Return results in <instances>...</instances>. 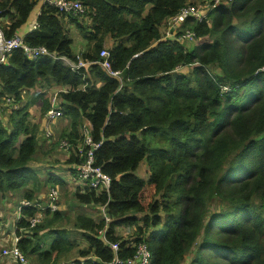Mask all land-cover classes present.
<instances>
[{
    "label": "trees",
    "instance_id": "obj_1",
    "mask_svg": "<svg viewBox=\"0 0 264 264\" xmlns=\"http://www.w3.org/2000/svg\"><path fill=\"white\" fill-rule=\"evenodd\" d=\"M81 1L86 13L80 17L43 5L32 30L38 0H0L7 38L32 22L27 45L46 46L76 63L80 56L64 25L93 43L81 55L91 62L86 68L72 70L47 57L33 62L19 49L0 65V192L24 190V199L34 200L41 191L33 169L40 129L30 109L40 101L42 118L50 108L48 91L63 86L59 109L69 127L58 129L60 141L73 145L66 165L75 187L72 166L83 160L76 148L85 122L101 143L97 166L113 180L110 193L76 189L80 204H107L111 222L77 214L74 227L88 246L70 263L112 262L110 243H119L124 261L144 244L150 264H264V0H231L203 22L187 20L184 27L197 42L192 49L163 40L162 29L196 0ZM108 40H114L112 70L122 72V80L96 63ZM39 85L45 93L26 102L23 92ZM9 98L16 110L7 108ZM142 162L147 180L136 174ZM43 181L67 185L54 171ZM150 191L154 197L146 200ZM23 214L35 210L25 207ZM64 218L57 212L35 228L16 220L18 247L31 264H58L74 250L67 230L56 227ZM124 226L136 229L138 238L123 239L117 230ZM51 233L57 237L47 248L41 237Z\"/></svg>",
    "mask_w": 264,
    "mask_h": 264
},
{
    "label": "built area",
    "instance_id": "obj_2",
    "mask_svg": "<svg viewBox=\"0 0 264 264\" xmlns=\"http://www.w3.org/2000/svg\"><path fill=\"white\" fill-rule=\"evenodd\" d=\"M41 6L50 5L58 9L60 13L72 15V16H83L86 13V8L81 0H38ZM231 0H198L202 4L197 3L188 4L184 6L177 14L168 18L162 29L163 40H176L183 45L191 44L196 42V37L193 30L185 28L184 25L187 20L193 18L198 22L206 20L209 13L217 8L220 4L230 2ZM0 19V65L6 64L9 60L10 55L14 50H22L25 57L30 61H37L42 58H51L55 61L61 62L64 66L71 67L72 70H77L80 67H85V63L82 62V58L78 57L79 62L76 63L66 55H60L56 52L50 51L46 46L32 47L24 42V37L16 34L13 38H7L2 27ZM37 20L32 29H37ZM111 54L109 49L104 47L100 52V59L96 62L111 76L118 77L122 80V72L113 71L111 60ZM81 59V60H80ZM88 64L91 62L86 61ZM260 72H264V68L260 69ZM83 88V87H81ZM227 87L223 88V91H227ZM67 92V89H65ZM9 110H16L18 104L15 100L9 98L6 102ZM50 108L41 119L42 132L47 139H52L55 134V126L59 119L63 118V112L59 109L55 98L51 99ZM91 126H83L81 133L83 135L82 141L77 144V155L82 157L83 160L79 163H74L72 168L78 172V186L76 189H80V193H85L87 190L94 191L97 194L103 192L110 193L112 186V178L106 174L102 167L97 166L96 163V151L100 148L101 143H95L91 134ZM61 148L67 152V158H69L73 145L72 143L63 140L61 142ZM33 208L35 214L33 216H26L23 214V208ZM61 189L59 187H50L49 192L46 194V200L42 201L39 197L34 200H23L18 209L16 220L25 219L30 228H35L41 224L49 215H53L56 212L61 211ZM98 211L103 215L102 219L106 221L108 225L111 222L110 217L106 213L107 204L97 205ZM104 233V232H103ZM105 242H108L104 237ZM20 238L15 236L14 243L10 247H6L0 250V258L11 257L18 264H31L24 253L18 247ZM110 246L114 252V259L112 262L107 264H150L151 253L147 246L141 244L138 246L133 257L126 261L121 260L117 253L120 248L119 243H110ZM72 264V263H67Z\"/></svg>",
    "mask_w": 264,
    "mask_h": 264
},
{
    "label": "rangeland",
    "instance_id": "obj_3",
    "mask_svg": "<svg viewBox=\"0 0 264 264\" xmlns=\"http://www.w3.org/2000/svg\"><path fill=\"white\" fill-rule=\"evenodd\" d=\"M192 4L197 3L198 5L202 4L201 2L192 1ZM38 5V4H37ZM36 7V10L39 8ZM34 15L32 16V18ZM66 24V23H65ZM83 24L85 26H89L91 24V21L89 18L85 17ZM65 29L68 31V35L70 38L74 41V44L72 46V50L75 54L81 57V55L88 50V48L93 45V43L90 44L88 40L84 37V34L79 31L75 26H68L67 24L64 25ZM197 42L186 44L184 45L187 49H192L196 46ZM114 45V40H108V45L105 47L106 49H110ZM82 58V57H81ZM79 60V59H78ZM81 60V59H80ZM85 63V68L88 67L90 64H88L86 61L81 60ZM191 71V68L188 67L185 72L189 73ZM52 89V88H51ZM36 92H42V88L40 85L35 89ZM54 92V89L48 91L45 98L49 99L52 93ZM45 93V92H42ZM27 97L30 98V95L27 94ZM42 106L38 105V103L35 106V113L33 116H31V123H37L39 124L40 131L38 132L37 139L39 144V149L34 157L35 163L33 169L36 172V175L42 180L41 183V191L36 195V198L39 197L40 200L45 201L46 200V194L49 192L50 187L49 185L44 184L43 180H46L48 177L49 172L54 171L59 176L68 175L72 178L73 184L67 185L61 189V213L65 216V218L58 222L56 224L57 228H65L69 234L70 240L74 242L75 248L73 251H71L68 254H65L61 260L58 262V264H64V263H70L69 261H75L77 259H80L79 256V250H84L87 248L88 243L86 242L85 238L81 235L80 232H78L74 227V220L77 214H83L85 216L91 217L97 221L102 219L103 215L100 211H98V208L96 205H83L80 204L75 196V193L77 192L75 185L76 183L74 180L76 179L75 176L70 174V168L67 167V152L63 148H61V142L60 141V133L59 130H56V135L54 134V137L49 140L45 137V135L42 132V125L41 119L39 122H37L39 115V109ZM65 119V118H63ZM34 120L35 122H32ZM63 122V121H62ZM64 126V125H63ZM67 126V125H65ZM60 127V126H59ZM59 139V143H57V140ZM54 166H51V165ZM45 170V175L43 174V169ZM136 174L140 176L141 178L148 179L149 174V168L146 164V162H142L140 165V168L137 170ZM28 188H33L32 184L28 186ZM24 190L15 191V192H8V193H1L0 192V233L2 231V227H4L3 232L6 235L12 236L15 234V217L17 216V207L21 203V201L24 199ZM14 195L15 197H13ZM153 192L150 191L149 196L146 198V200H149L150 198H153ZM7 209H11L10 211ZM118 234L125 240L128 241H134L135 238H138L136 229H133L132 227H121L118 230ZM43 231L41 233V236L44 235ZM150 232V231H149ZM149 233H147L148 235ZM57 236L51 233L50 235H47V237H41V241L44 242V245L48 248L50 243L55 239ZM9 244L12 245L13 240L11 237ZM47 248H44L47 249ZM191 256H187V263H189V260H191ZM4 258H0V262ZM36 260V258H32ZM31 260V259H30ZM33 260V261H34ZM35 262V261H34ZM15 263V262H14ZM36 263V262H35ZM16 264H18L16 262ZM184 264L186 262L184 261Z\"/></svg>",
    "mask_w": 264,
    "mask_h": 264
},
{
    "label": "crops",
    "instance_id": "obj_4",
    "mask_svg": "<svg viewBox=\"0 0 264 264\" xmlns=\"http://www.w3.org/2000/svg\"><path fill=\"white\" fill-rule=\"evenodd\" d=\"M41 8H42V6L40 5L39 6V8L36 10V12L34 13V17H33V24H35V21L37 20V18H38V16H39V14H40V12H41ZM33 16V15H32ZM32 23V22H31ZM31 23H29V26L28 27H25V28H22V29H20V31L17 33V34H19L20 36H22V37H25V35L27 34V33H29L30 31H31ZM72 27V26H71ZM33 30V29H32ZM107 45H108V41L105 43V45H104V47H107ZM35 89H37V88H35ZM35 89H32V90H29V91H25V92H23V99L26 101V102H28V101H30V100H33V98L35 97V96H38L40 93L39 92H36V90ZM52 89H54V92L52 93V95L50 96V98H49V101L51 102V99H53V98H55V100L57 101V103H58V106L60 107V105H61V102H62V99H61V97H60V93H62V92H65V87H63V86H54ZM51 89V90H52ZM27 94H29L30 95V98L29 97H27L26 95ZM40 101H39V103H38V105H40ZM42 104V103H41ZM35 106L36 105H34L31 109H30V111H32V115L31 116H33V114L35 113ZM51 106V105H50ZM64 118V117H63ZM63 118H61V119H59L58 121H57V123H56V126H55V135H56V129H58L59 128V124H61L62 126L63 125H67V127H69V123L66 121L67 119H63ZM40 119H42L41 118V116H39L38 117V119H37V122H39L40 121ZM30 120H31V118H30ZM63 121V122H62ZM32 122H35L34 120H32ZM36 123V122H35ZM84 125L85 126H87V127H89L90 125H89V122H85L84 123ZM83 127V126H82ZM49 140H51V139H49ZM43 169V168H42ZM43 174L45 175V170L43 169ZM56 174V173H55ZM57 176H59V175H57ZM71 176V175H70ZM70 176H68V175H64V176H59V177H62L63 178V180H65L66 181V183H67V185H70V184H73V180H72V178L70 177ZM66 185V186H67ZM60 188V187H59ZM27 189H32V188H27ZM13 197H15L14 195H12ZM7 210H11V209H7ZM16 218V217H15ZM3 230H4V227H2V231H1V233H0V250L1 249H3V248H6V247H10L11 245L9 244V242H10V238L9 237H11L12 238V240H13V243H14V238H15V234H13L12 236H10V235H6L4 232H3ZM13 243H12V245H13ZM45 247V246H44ZM15 261L11 258V257H4V259L0 262V264H16V262L14 263Z\"/></svg>",
    "mask_w": 264,
    "mask_h": 264
},
{
    "label": "clouds",
    "instance_id": "obj_5",
    "mask_svg": "<svg viewBox=\"0 0 264 264\" xmlns=\"http://www.w3.org/2000/svg\"><path fill=\"white\" fill-rule=\"evenodd\" d=\"M1 27H2V23H1ZM21 202H22V201H21ZM18 207H19V206H18ZM18 207H17V209H18ZM16 213H17V212H16ZM56 213H57V212H56ZM16 217H17V216H16ZM15 219H16V218H15ZM44 221H45V220H44ZM44 221H43V222H44ZM43 222H42V223H43ZM42 223H41V224H42ZM39 225H40V224H39Z\"/></svg>",
    "mask_w": 264,
    "mask_h": 264
}]
</instances>
